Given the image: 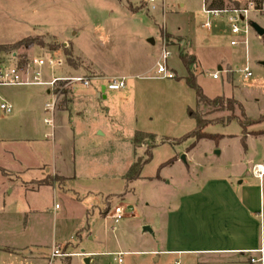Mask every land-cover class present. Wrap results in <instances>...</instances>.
Returning <instances> with one entry per match:
<instances>
[{"label":"rangeland","instance_id":"374dc122","mask_svg":"<svg viewBox=\"0 0 264 264\" xmlns=\"http://www.w3.org/2000/svg\"><path fill=\"white\" fill-rule=\"evenodd\" d=\"M120 1H124V5L120 4L119 0H0V44H5L0 46L11 47L0 52V61L16 64L26 63L27 59L34 57L46 56L47 53L54 58L63 56L65 65L59 70L63 71L64 76H72L71 67L77 68L84 75L100 76L104 74L103 71L107 74L122 72L125 70L120 67L123 68L122 63H125L136 70L132 72L134 79L128 80L130 87L127 95L132 98L130 92L135 91L134 99L139 110V120L133 124V113L130 109L124 107L121 110L119 106H112L116 117L114 123L107 127L109 133L104 139L109 143L108 137L114 134L124 139L107 144V160L112 165H107L104 170L110 173L100 180V185L105 191L126 193V201L121 200L122 196L107 198L105 205L106 210H112L118 205L127 209L126 217L116 226L117 235L112 234L113 221L102 219L98 210H95L94 216H83L84 210L80 206L91 211L93 205L78 204L79 201L75 197L64 193L62 189H57V194H53L52 189L42 191L39 195L44 198L47 215L30 221L28 215L18 212L27 203L25 192L16 188L9 194L4 187L5 183H0V246L23 249L37 243L42 247L35 248L39 252L42 251V255L32 249L36 253L28 261L1 255L0 264H112V257L106 253L112 252L114 248L118 249L116 245H120V242L123 250H139L146 239L154 240V233L143 232L142 223L154 221L155 202L166 198L172 190L171 185L167 186L164 181L157 179V176L167 182H173L175 186L195 171L222 166L227 152L222 156L216 154L222 149L228 150L230 155L244 153L242 127L237 121L228 126L211 125L204 130L211 135L231 137L200 141L190 137L179 144L181 138L191 134L196 128V122L190 117L189 110H199L196 92L185 80L188 70L180 58V54L192 55L190 42L171 36L168 32L182 31L183 35L192 41V49L200 65L198 69L191 67V72L195 73L197 83L207 97H224L238 101L251 120L264 117L263 37L253 30L248 36L247 47L231 46L232 35L225 19H211V32H207L201 27L207 18L203 13L201 0H194L188 13L178 9V0H165L171 5V9L165 10V18L158 24L152 14L156 16L159 11L151 13L145 0ZM206 1L213 5L223 3V9L249 8L253 1L259 4L264 2ZM211 4L207 3V6ZM125 7L130 12L136 9L147 12L132 17L126 13ZM250 19L264 26V5L260 12H250ZM163 25L164 29L161 28ZM148 33H152V36L148 37ZM209 36L211 42L207 44L205 39H210ZM26 38L33 39L27 47L13 46ZM149 39H154L155 45L150 44ZM164 39L171 53L169 67L177 76L173 80L150 78L156 76V64L161 55L160 45ZM33 47L35 51L30 57L28 52ZM66 52L72 54L71 66ZM246 66L253 73V77L248 81L243 80V74L238 71ZM219 68H223V71ZM214 74H218V80L213 78ZM134 82L135 87L132 88ZM68 88V82H60L55 91L62 92ZM41 89L45 90L44 87ZM63 98L59 97V101ZM113 100L109 98V105L116 102V98ZM1 104L0 99V106ZM217 112L219 113L212 116L215 119L229 115L227 111ZM13 115H6L0 108V130L10 124ZM255 127L264 129V122ZM137 128L155 134L156 139H150L148 134H144L139 137L134 148L130 139ZM150 153L151 159L142 172L144 178L126 188V182L117 175L119 165L128 159L133 160L134 155L145 161ZM177 154H180V160L173 166L161 167ZM102 196L93 204L103 207ZM56 205L59 209L55 208ZM131 206L135 211L129 208ZM133 213L135 217H132ZM82 228H85L84 234L77 235ZM79 238H82L80 243ZM58 244L69 256L52 260V248ZM80 253L93 254L88 256L89 258H82L78 256ZM86 259L89 260L88 263ZM128 260L129 257H126V261Z\"/></svg>","mask_w":264,"mask_h":264},{"label":"crops","instance_id":"0c3cea01","mask_svg":"<svg viewBox=\"0 0 264 264\" xmlns=\"http://www.w3.org/2000/svg\"><path fill=\"white\" fill-rule=\"evenodd\" d=\"M193 1L178 0V9L186 10L188 13ZM119 2L123 5L125 3L120 0ZM207 3L211 4L209 1L201 0V7L207 6ZM221 4L224 7L225 4ZM221 4H211L207 7L222 9ZM160 5L156 10L159 11L156 16L152 14L156 24L161 19L164 20L165 10L171 9V5L165 0ZM125 9L132 17L147 12L141 9L130 12L126 7ZM205 16L207 17L205 22L209 21L208 16ZM252 21L256 23L254 19ZM203 24L201 27L211 32V29H205ZM161 28L164 29L165 26ZM172 32L168 33L190 42L189 49L197 60L193 68L198 69L200 61L192 49V41L183 35L182 31ZM147 36H152V33H148ZM209 38L205 39V43L211 42V37ZM148 42L155 45L154 39H149ZM34 51L35 48H31L28 55L33 56ZM46 56H49V53ZM122 64L123 68L120 69L125 71H116L112 74L103 71L104 74L100 76L84 75L74 67H71L72 76H64L63 71L59 70L62 68L55 69L53 75L47 69L46 80H50L53 76H85L90 79L89 87L79 83L70 84V88L67 89L68 94H63L64 98L60 100L58 107L50 112L45 110L46 103L52 99L49 94L50 88L0 87L2 103L12 105V115L14 114L10 124L0 130V183H5L4 187L9 194H12L16 188L25 192L27 203L18 212L28 215L30 221L47 215L44 198L39 195L44 190L52 189L53 194H57V189H62L64 193L75 197L79 201L78 204L93 205L91 211L87 207L80 206L84 210L83 216L91 214L94 216L95 210H98V215L106 221L111 220L112 215L111 210L105 208L107 198L122 196L121 200L126 201V193L121 191H119L121 193H110L100 185L102 177L110 173L104 169L107 165H112L107 160V144L112 141H124L123 137L115 134L108 137L109 143L108 140H104L109 133L107 127L114 123L116 117L112 106H119L121 110L124 107L130 109L133 113V124L139 120V110L134 99L135 91L130 92L132 98L127 95L130 87L128 80L134 79L132 72L136 70L125 63ZM135 68L139 69V67ZM112 77H125V88L119 91L108 90L107 86ZM136 77L139 78V75ZM150 78L156 79L155 76ZM43 87L45 90L41 89ZM134 87L135 82L132 83V88ZM27 88L34 89L27 90ZM109 98L112 101L116 98V102L109 105ZM198 110L203 113L212 112L207 116L209 120H215L212 116L219 113L213 112L212 107H202ZM237 113L236 115L239 116L240 113ZM255 126L247 129L246 136L242 129L241 140L245 139L246 144L242 155H230L228 150L223 149L216 153L222 156L225 151L227 152L222 166L195 171L175 186L173 182H167L160 177V181L172 186L171 193L161 201L155 202L154 221L142 223L143 232L154 233V240L146 239L139 250H123L120 242V245H116L118 249L114 248L112 252L106 253L107 256L112 257V264H260L252 263L251 260H259L262 256L264 264V134L255 135L264 133V129ZM142 130L144 129L137 128L130 139L134 148H136L134 138L137 133L155 136L149 131ZM179 156L180 154H177L173 158L174 162L169 166L179 161ZM139 158L141 157L134 155L133 160L128 159L129 161L119 165L117 175L126 182V188L135 182H127L125 176ZM162 166L164 167V164ZM258 166L261 167V176L257 174ZM142 178H144L143 173L140 179ZM51 180L53 182L50 185H40L44 181ZM101 195H103V207L94 205V201ZM108 202L110 203L111 200ZM55 208L59 209V206L56 205ZM129 208L135 211L134 207ZM135 216L133 213L132 217ZM84 229H80L77 235H83ZM111 230L116 236L118 228L112 226ZM81 241L82 238H79V243ZM40 246L41 244L37 243L23 249L0 246V257L6 255L12 259L28 261L36 252L42 255V251L35 250L42 248ZM92 254L80 253L78 256L89 258L88 256ZM126 257H129L128 261ZM120 259L123 260L122 263H119Z\"/></svg>","mask_w":264,"mask_h":264},{"label":"built area","instance_id":"2783aa9c","mask_svg":"<svg viewBox=\"0 0 264 264\" xmlns=\"http://www.w3.org/2000/svg\"><path fill=\"white\" fill-rule=\"evenodd\" d=\"M164 0H146L148 10L154 12L158 10L159 5L163 3ZM262 4H257L253 1L249 8L240 9H209L206 5L203 8V12L208 18L211 19H225L229 27L231 35L233 37L231 41V46L244 45L248 46V36L253 31L252 20L250 19V12L253 10L260 12L262 10ZM209 21L203 24L205 29H211L212 23ZM171 56L166 40L162 41L161 44V55L159 61L156 64V76L157 79H176L175 72L169 67L168 60ZM65 59L63 56H58L54 58L53 56H38L31 59H27L26 63H16L7 64L0 61V87H20V86H45L50 88L49 94L52 96L51 100L45 105V110L47 112L53 111L58 107L59 97L63 96L61 92L55 91L56 86L60 82L79 83L86 87L90 86V79L85 76L78 77H58L53 76L50 80H46V70H50L52 75L55 69L64 67ZM223 71V69H220ZM230 71V70H228ZM243 74V79L248 81L253 77V73L249 67L238 70ZM214 79H219L218 74L213 75ZM126 86V78H116L112 77L109 82L107 89L110 91H119L124 89ZM1 110L6 115H11L13 113V106L3 102L0 106ZM257 174L262 175L260 172L261 167L258 166ZM126 208L124 206H116L111 212V220L113 221V226H117L121 220L126 217ZM69 256L65 254L61 249L60 245L53 248L51 259L63 258ZM122 256V254H120ZM122 259L119 263H122ZM252 263L263 264V256L259 259H252Z\"/></svg>","mask_w":264,"mask_h":264},{"label":"trees","instance_id":"16d2710c","mask_svg":"<svg viewBox=\"0 0 264 264\" xmlns=\"http://www.w3.org/2000/svg\"><path fill=\"white\" fill-rule=\"evenodd\" d=\"M257 4H259V3H257ZM220 7H223V5L221 4ZM263 38H264V36H263ZM31 42H33V39L26 38V39H23L22 41H19L16 44H14L13 46L16 48H19L21 46L27 47L29 45V43H31ZM8 48L10 49L11 47L0 46V52L5 51L6 49L8 50ZM66 56L69 59L68 60L69 65L70 66L73 65L71 52H66ZM180 58L188 70V76L185 79L186 83L189 87H191L196 92L198 108L200 109L202 107H212V108H214L213 112L227 111L231 114L226 118L209 120V119H207V116L209 114H211L212 112L203 113L200 111H194V110L190 109L189 115L191 118H193L195 120L196 128L191 134H188V135L184 136L183 138H181L179 141V144L182 143L183 141H185L186 139L190 138V137L195 138L197 141H200L203 139H216V140H218L222 136L211 135V134H207L204 132V130L208 126H211V125H228V124L232 123L233 121H237L243 129L244 136H246L248 134L247 129L249 127H252L254 125H257V124L264 122V117L259 118V120H251L250 118H248L245 114L243 106L238 101H236L234 99H226L224 97H217V98L212 100V99L208 98L204 94L202 88L198 85L195 73L191 72V67H193V65H195L197 63L196 57L194 55L180 54ZM61 94L67 95L68 90L66 89V90L62 91ZM237 111H239V113H240L239 116L236 115ZM260 134H264V133L260 132V133H257L255 135H260ZM142 135H144V134H141V133L136 134V136L134 138V144L138 143L139 137H141ZM148 138L154 140L155 136L149 135ZM243 142H245V139H243ZM245 148H246V144H245ZM151 154L152 153H150L148 155V158L145 161H143L139 158L137 160V162L135 164H133V166L130 168L129 172L125 176V180L127 182H133V181L140 179L145 165L151 159V156H152ZM173 162H174V159H171L170 161H168L164 165L165 166L170 165ZM157 179H160V177L157 176ZM61 181H63V180H61ZM52 182H53V180L44 181V182L40 183V185H44V184L50 185Z\"/></svg>","mask_w":264,"mask_h":264},{"label":"water","instance_id":"95a60500","mask_svg":"<svg viewBox=\"0 0 264 264\" xmlns=\"http://www.w3.org/2000/svg\"><path fill=\"white\" fill-rule=\"evenodd\" d=\"M252 27H253V30L260 36V37H263L264 36V29L258 25L257 23H252ZM146 231L149 230V229H145ZM87 263L89 262V260L86 261Z\"/></svg>","mask_w":264,"mask_h":264}]
</instances>
